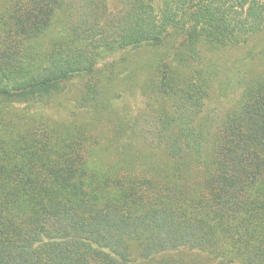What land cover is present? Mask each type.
Instances as JSON below:
<instances>
[{
  "label": "trees",
  "instance_id": "1",
  "mask_svg": "<svg viewBox=\"0 0 264 264\" xmlns=\"http://www.w3.org/2000/svg\"><path fill=\"white\" fill-rule=\"evenodd\" d=\"M0 264H264V0H0Z\"/></svg>",
  "mask_w": 264,
  "mask_h": 264
},
{
  "label": "rangeland",
  "instance_id": "2",
  "mask_svg": "<svg viewBox=\"0 0 264 264\" xmlns=\"http://www.w3.org/2000/svg\"><path fill=\"white\" fill-rule=\"evenodd\" d=\"M114 6V5H113ZM115 8V6H114ZM119 54L112 58V59H109L108 61L110 63H114V62H119ZM122 58V56H121ZM145 56H141V57H138V58H134V63H132L131 61L128 62V66H123L121 67L120 71L118 72L119 74V79L121 80L120 83L117 84V87H114L115 91L118 93V95L120 94L121 95V103L123 102L124 104H128L129 107H132L134 109V111L140 109L142 107V104H143V97L141 96V94L138 92V88H136V91L134 94H131L129 89L133 88L132 87V84L133 83V80L136 78L133 77L134 73H137L138 72H142L141 75L144 74L143 71H146L147 67V60L144 59ZM127 64V63H125ZM118 65H114L112 68V70L114 71V73L117 71L118 69ZM138 74V73H137ZM116 80L118 81V77L116 78ZM131 84V85H130ZM132 90H135V89H132ZM120 99V98H119ZM118 99V100H119ZM69 101H71L73 103V98L70 99ZM49 114H51L52 116H58V112L57 110L55 109H48Z\"/></svg>",
  "mask_w": 264,
  "mask_h": 264
}]
</instances>
